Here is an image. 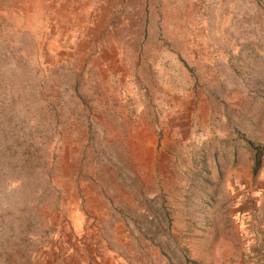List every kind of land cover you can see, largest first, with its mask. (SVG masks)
<instances>
[{"label":"rangeland","instance_id":"obj_1","mask_svg":"<svg viewBox=\"0 0 264 264\" xmlns=\"http://www.w3.org/2000/svg\"><path fill=\"white\" fill-rule=\"evenodd\" d=\"M0 264H264V0H0Z\"/></svg>","mask_w":264,"mask_h":264}]
</instances>
